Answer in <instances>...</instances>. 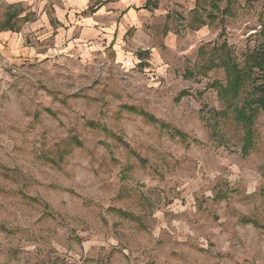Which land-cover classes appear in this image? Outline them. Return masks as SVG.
I'll list each match as a JSON object with an SVG mask.
<instances>
[{
	"label": "rangeland",
	"instance_id": "374dc122",
	"mask_svg": "<svg viewBox=\"0 0 264 264\" xmlns=\"http://www.w3.org/2000/svg\"><path fill=\"white\" fill-rule=\"evenodd\" d=\"M263 42L264 0H0V264H264Z\"/></svg>",
	"mask_w": 264,
	"mask_h": 264
},
{
	"label": "trees",
	"instance_id": "16d2710c",
	"mask_svg": "<svg viewBox=\"0 0 264 264\" xmlns=\"http://www.w3.org/2000/svg\"><path fill=\"white\" fill-rule=\"evenodd\" d=\"M247 60L250 65V71H252L253 68H258V70L264 71V42L259 49L249 54ZM250 71L243 70L235 61L232 62V59H230L227 71L228 84L222 86L218 83L219 94L225 98H237L243 85L246 83L248 76L250 75ZM256 90L258 93L255 100L250 99L240 107H237L235 110L236 119L242 122L246 127L243 146L245 150L251 147L254 140V133L251 125L257 111L256 104H258L259 108L264 110V82L258 84Z\"/></svg>",
	"mask_w": 264,
	"mask_h": 264
},
{
	"label": "crops",
	"instance_id": "0c3cea01",
	"mask_svg": "<svg viewBox=\"0 0 264 264\" xmlns=\"http://www.w3.org/2000/svg\"><path fill=\"white\" fill-rule=\"evenodd\" d=\"M14 4H10L7 11L6 17L2 26V30H14V18L17 16V13L14 10Z\"/></svg>",
	"mask_w": 264,
	"mask_h": 264
}]
</instances>
